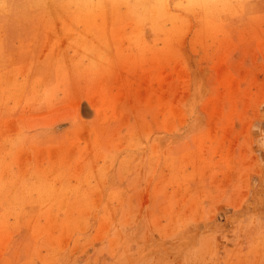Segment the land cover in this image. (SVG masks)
<instances>
[{"label":"rangeland","instance_id":"obj_1","mask_svg":"<svg viewBox=\"0 0 264 264\" xmlns=\"http://www.w3.org/2000/svg\"><path fill=\"white\" fill-rule=\"evenodd\" d=\"M0 264H264V0H0Z\"/></svg>","mask_w":264,"mask_h":264}]
</instances>
